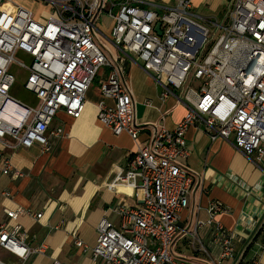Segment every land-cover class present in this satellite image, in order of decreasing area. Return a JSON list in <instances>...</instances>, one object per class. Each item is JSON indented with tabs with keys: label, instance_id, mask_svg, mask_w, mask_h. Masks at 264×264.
<instances>
[{
	"label": "built area",
	"instance_id": "obj_1",
	"mask_svg": "<svg viewBox=\"0 0 264 264\" xmlns=\"http://www.w3.org/2000/svg\"><path fill=\"white\" fill-rule=\"evenodd\" d=\"M36 1L51 6L48 16L36 17L21 4L0 0V171L22 175L3 157L1 145L28 148L38 143L50 151L51 137H65L62 127L51 128L57 112L64 109L80 117L103 67L110 72L101 91L114 104L99 103L98 121L117 135L137 138L135 107L120 61L122 54H132L164 87V96L186 86L187 112L173 130H156L127 168L116 166L106 184L111 190L131 187L142 204H119V225L102 218L96 244L90 247L76 238L75 245L98 264H198L173 249L181 212L195 186L193 173L179 159L189 155L186 132L196 122L206 125L213 141L233 140L247 156L264 159V0H231L222 22L193 11V0H174L171 7L145 0ZM101 16L112 19L109 31ZM157 23L161 35L155 31ZM107 41L116 52L105 48ZM13 65L26 71L24 90L34 102L13 95ZM195 82L198 88L192 87ZM226 211L221 202L210 203L208 223H215L221 254L209 264L235 258L234 233L216 221ZM20 214L7 211L12 220ZM203 225L197 221L189 233L194 248L208 253L198 235ZM27 239L19 224H1L0 248L20 261L0 258V264H25L32 254L46 252L44 244L32 248ZM53 264L67 263L54 259Z\"/></svg>",
	"mask_w": 264,
	"mask_h": 264
},
{
	"label": "crops",
	"instance_id": "obj_2",
	"mask_svg": "<svg viewBox=\"0 0 264 264\" xmlns=\"http://www.w3.org/2000/svg\"><path fill=\"white\" fill-rule=\"evenodd\" d=\"M145 1L167 7L175 4L174 0ZM196 1L199 2L195 0V4ZM215 3L206 1L210 6ZM100 20L109 31L112 19L101 16ZM120 61L135 107L137 138L125 132L117 135L98 121L99 103L114 104L101 91L110 72L105 67L88 90L80 117L74 118L64 109L57 112L51 128L62 127L65 137H51L50 151L38 143L28 148L1 145L3 157L22 175L0 171V190L9 193L8 196L0 193V225L19 224L30 247L42 244L47 247L43 254H32L25 264H53L54 259L67 264H98L90 252L85 253L75 245V239L94 246L102 218L119 225L116 206L142 204L127 185H119L115 190L106 187L115 175L116 166L127 168L135 152L150 143L156 130H173L187 112L185 87L164 96V87L140 60L132 54H122ZM7 140L10 144L14 142ZM186 143L189 155L179 159V163L193 173L195 186L187 208L181 212V231L173 246L175 254L198 264H209L210 258H219L221 246L214 240L215 223H208L210 203L219 201L228 211L219 212L216 221L233 232L236 240L235 258L227 264H264V159L257 161L255 155L247 156L233 140L213 141L202 122L187 130ZM18 210L21 214L16 220L8 217L7 211ZM33 213L42 216L37 218ZM197 221L204 223L198 235L208 253L192 244L189 231ZM0 258L11 263L20 261L2 248Z\"/></svg>",
	"mask_w": 264,
	"mask_h": 264
},
{
	"label": "rangeland",
	"instance_id": "obj_3",
	"mask_svg": "<svg viewBox=\"0 0 264 264\" xmlns=\"http://www.w3.org/2000/svg\"><path fill=\"white\" fill-rule=\"evenodd\" d=\"M9 1L12 3L21 4L22 6L30 9L36 17L48 16L50 11H51L50 5L43 4L42 2H39L36 0H9ZM206 1L207 0H199L198 3L196 1V4H197L196 5L195 0H193L192 10L201 14L204 17H211L213 20L217 19L220 22H222L224 20V18L226 17V14L229 10V4H230L231 0H213L214 2L216 1L214 6L207 5ZM137 5L147 7L146 5H143V4L137 3ZM105 48L107 50H109L111 53L116 52L115 46L113 44H111L109 41H107V43L105 44ZM23 56L24 55L22 53H20L18 55V58H23ZM103 68H105V67H103ZM12 73L16 76V83H15V85L13 87V91H12L13 95L14 96H20V95L26 94L27 92L24 90V82L26 80V71L22 70L17 65H13L12 66ZM192 86L195 88H198L196 83H194ZM185 88H186V86H185ZM181 90H184V87H183V89H177V91H179V92ZM92 233H93V230H92ZM186 258H188V260L190 259L189 257H186ZM4 261L8 262L7 260H4Z\"/></svg>",
	"mask_w": 264,
	"mask_h": 264
},
{
	"label": "trees",
	"instance_id": "obj_4",
	"mask_svg": "<svg viewBox=\"0 0 264 264\" xmlns=\"http://www.w3.org/2000/svg\"><path fill=\"white\" fill-rule=\"evenodd\" d=\"M28 95H30V94L27 92L26 94H23V95H20V96H16V97H19V98L23 99L24 101L31 102V100H30L31 98H29Z\"/></svg>",
	"mask_w": 264,
	"mask_h": 264
},
{
	"label": "water",
	"instance_id": "obj_5",
	"mask_svg": "<svg viewBox=\"0 0 264 264\" xmlns=\"http://www.w3.org/2000/svg\"><path fill=\"white\" fill-rule=\"evenodd\" d=\"M160 26H161L160 23H157V25L155 26V31H156L159 35L162 34V32H161V30H160Z\"/></svg>",
	"mask_w": 264,
	"mask_h": 264
}]
</instances>
